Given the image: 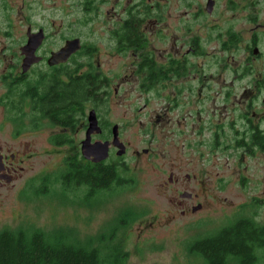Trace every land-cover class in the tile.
Wrapping results in <instances>:
<instances>
[{"label":"flooded vegetation","instance_id":"1","mask_svg":"<svg viewBox=\"0 0 264 264\" xmlns=\"http://www.w3.org/2000/svg\"><path fill=\"white\" fill-rule=\"evenodd\" d=\"M67 3L68 0H0V190L32 185L35 154L59 155L58 168L52 172L60 173L62 192L69 191L82 201H89L97 187L92 182L77 179L72 168L87 172L108 167L118 180L117 187H124L131 181L130 157L137 160L145 156L150 161L159 158L161 148L130 149L123 127L112 118L110 99L126 85L128 100L119 102L126 111L122 112L121 118L129 119L126 113L148 116L158 130L167 134L169 129L165 127L172 123L170 113L192 103L187 100V92L200 94L206 86L205 65L208 63L205 61L193 64V71L188 73H195L194 81L202 89H194L188 81L174 83L178 82L177 76L187 71L189 56H194L200 49L201 37L192 32L194 22V28L201 22L206 41H211L212 26L221 29L239 22L252 24L249 41L241 47L245 62H238L234 69L233 79L240 78L245 83L241 86L234 119L244 128L235 131L240 136L234 140L252 136L264 138V128L259 126L264 124V64L261 67L258 64L264 59V18L260 19L264 0H228L222 8L231 11L226 18H220V0H72L69 6ZM73 9L80 14L78 23L93 22L92 34L99 24L104 27L97 31V39L102 43L94 42L95 39L93 43H85L80 34L73 33L71 21L62 20V15H66L64 10L72 12ZM170 18L185 22L180 36L166 30L165 23ZM147 32L153 33L160 44L171 41V47H174L180 42L178 47L185 48L184 53L178 56L168 51V56L159 61L156 52L147 48ZM234 34L229 32L230 38L224 39L218 34L216 40L225 44L223 50L227 44L231 48L239 41L240 35L234 37ZM75 39L79 47L65 54L70 56L64 62L50 61L52 55H62L66 43ZM101 44L107 48L105 55L116 53L120 58H126L117 65L119 70L107 72L101 68L98 56L102 55ZM78 56L81 59H77ZM221 70L230 71L229 65L224 64ZM70 82H78L87 93L76 100H68V111H62V87ZM131 85L137 91L136 100L130 99ZM247 92L244 97L243 93ZM151 99L158 102V109L146 115L143 108L148 107ZM203 100L200 95L195 101ZM90 112L94 114L95 124L89 131ZM196 113L199 115L196 130L194 127L190 130L177 127L171 131L172 135H186V139L196 135L194 141L187 140L185 144L191 148L204 142L202 134L210 127L204 117L208 112ZM181 119L183 121L185 117ZM175 121L180 123L179 118ZM213 131L215 137L219 135ZM41 132H45L44 144L43 141L35 143L34 135ZM86 138L88 142L84 143ZM100 147L107 150L104 158H101ZM195 154L203 158L202 151L196 150ZM151 162L164 174V170L167 172V180L158 183L162 188L177 182L184 184L183 179L197 177L185 171L182 178L174 174L173 165L166 170L161 163ZM178 197L177 201L176 197L171 199L175 200L182 216L204 209L197 192L181 190Z\"/></svg>","mask_w":264,"mask_h":264},{"label":"rangeland","instance_id":"2","mask_svg":"<svg viewBox=\"0 0 264 264\" xmlns=\"http://www.w3.org/2000/svg\"><path fill=\"white\" fill-rule=\"evenodd\" d=\"M70 1L72 0H68V6L71 5ZM220 1V18L229 17L231 11L222 9L223 4L228 0ZM64 13L66 15H62V20H70L73 33L80 34L85 43H93L94 39V42L102 43L97 39V31L104 28L101 24L92 34L93 22L89 20L88 24L78 23L77 17L80 14L74 9L72 12L64 10ZM260 16V19L264 18V10ZM184 23L170 18L166 20L165 24L168 26L166 30H171L173 34L180 36ZM195 23L192 32L201 37L200 49L194 56H189L187 71L177 76L178 82L174 83L188 81L187 84H191L194 89H202L194 81L195 73H188L193 71L191 70L193 64L205 61L208 63L205 65L206 78L203 77L206 86L200 94L197 91L190 94L189 91L187 92V100L192 103L189 107L182 108L183 111L178 108L170 113L172 123L165 127L169 129L167 134L162 133L160 129L159 131V127L151 123L148 116L126 113L130 118H121L122 112L126 111H123L119 102L128 100L126 85L119 89V92L112 94L110 106L113 108L112 118L123 127L124 136L129 141L131 150L150 146L161 148V156L154 158L157 164L161 163L166 170L173 165L174 174L182 178L185 171L194 173L197 177L183 179L184 184L177 182L162 188L158 183L167 180L165 170L164 174L155 163L151 162L154 160L150 161L145 156L137 160L130 157L128 164L131 167L129 170L131 181L124 187L96 191L89 204H86L79 198L76 199L69 191L62 192L60 181H54L56 173L52 171L58 168L59 155L35 154L32 170L35 179L32 186L8 187L0 190V228L32 225L49 231L68 226L75 228L81 237H85L103 231L109 235L112 227L121 224L115 229L114 239L119 238L124 251L128 253L125 264H206L203 257L193 249V242L197 238L211 235L222 226L250 214L256 221L264 223V151L255 149L249 153L233 144L235 137L240 136L235 131L244 128L243 124L234 122V119L237 113L236 106L241 98V86H245L240 78L233 79L234 69L237 63L244 59V55H241V47L249 41L252 24L239 22L229 27L215 29L211 22V41H206L204 38L206 31L203 26L201 27V22H197L199 25L194 28ZM229 32H234V37L240 35V38L238 42L235 41L233 47L229 48L227 44L226 49L223 50L225 44L217 41L216 37L220 33L221 39L230 38ZM146 34L149 43L147 48L156 52L155 57L159 61H163L168 56V51L178 56L185 51V48L178 47L180 42L171 47V41L168 44H160L153 33ZM103 35L105 37V33ZM234 37L231 39L234 40ZM100 48L102 55L98 56L101 68L107 72L113 69L119 70L117 65H121L126 58L121 55L120 58L116 53L105 55L107 48L102 44ZM160 49L161 55H159ZM76 58L81 59L79 56ZM244 62L243 60L240 64ZM224 64L229 65L230 71L221 70ZM258 64L261 67L264 59L259 60ZM130 91V99L136 100L137 91L133 85L130 86ZM248 93H243L244 97ZM200 95L204 100L198 103L195 100ZM157 109L158 102L151 99L148 107L143 108V111H146L147 115ZM201 110L208 112L204 117L210 122L209 131L205 130L202 134L205 140L198 147L185 146L187 140L194 141L196 135L186 139V135H172L171 131L177 127L189 128V130L194 127L196 130L199 117L196 112ZM182 116L185 117L183 121ZM200 116L203 119V116ZM176 118H179L180 123H176ZM259 126L264 128V124ZM148 128L150 129L146 130ZM213 130L219 135L215 137ZM44 133H36L34 142L43 141L44 144ZM153 136L154 138L151 139ZM196 150L203 152L201 154L203 158L195 154ZM191 155L193 156L187 160ZM45 175L47 179L43 183ZM42 185L43 190L36 189ZM203 187H206V190L202 191ZM181 190L199 193V200L203 202L204 209L182 216L175 200L171 199L176 197L177 201ZM256 255L257 261L254 264H264V246L257 249Z\"/></svg>","mask_w":264,"mask_h":264},{"label":"trees","instance_id":"3","mask_svg":"<svg viewBox=\"0 0 264 264\" xmlns=\"http://www.w3.org/2000/svg\"><path fill=\"white\" fill-rule=\"evenodd\" d=\"M71 83L62 87V111H68V100H76L87 93L78 82ZM234 145L249 153L255 149L264 150V138H241L235 140ZM71 172L75 173L77 179L92 182L97 187L95 192L118 186V180L108 167L87 172L72 168ZM59 177L58 172L54 175V181ZM46 179L47 175L43 177V183ZM43 187L36 189L43 190ZM83 203L89 204V201L83 200ZM117 226L121 224L112 227L109 235L103 231L85 237L68 226L49 231L32 225L3 227L0 228V264H125L128 253L124 251L122 241L114 239ZM263 246L264 223L256 221L252 214L238 218L215 233L193 242V249L206 264H254L257 261L256 251Z\"/></svg>","mask_w":264,"mask_h":264},{"label":"water","instance_id":"4","mask_svg":"<svg viewBox=\"0 0 264 264\" xmlns=\"http://www.w3.org/2000/svg\"><path fill=\"white\" fill-rule=\"evenodd\" d=\"M78 43V40H70L66 43V45L62 48V55H52L50 58L51 62H57L59 60H62L64 62L70 55L69 52L75 51L79 46L76 45ZM29 57V56H28ZM95 124V118L93 112H90L89 115V131L91 130L92 126ZM88 142V138L84 140V143ZM83 148H86V145L83 144ZM102 152L101 158L106 157L107 150L104 147H100V153Z\"/></svg>","mask_w":264,"mask_h":264}]
</instances>
